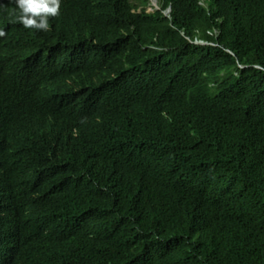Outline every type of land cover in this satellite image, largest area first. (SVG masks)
Instances as JSON below:
<instances>
[{
	"label": "trees",
	"instance_id": "trees-1",
	"mask_svg": "<svg viewBox=\"0 0 264 264\" xmlns=\"http://www.w3.org/2000/svg\"><path fill=\"white\" fill-rule=\"evenodd\" d=\"M231 1L217 3L227 21L212 35L195 0H176L172 19L127 7L101 20L103 36L86 44L89 60L69 61L73 85L104 87L110 96L130 91L134 111L113 125L120 133L113 146L97 150L78 128L73 148L37 171L23 168L26 179L0 177V251L24 264H112L82 244L97 222L78 213L70 183L73 171L100 157L130 182L107 214L159 206L175 222L179 212L192 215L189 207L207 212L198 232L185 228L154 251L157 264H264V0ZM31 49L19 27L0 38L2 112L38 69ZM150 105L170 114L169 133L146 127ZM64 202L60 219L43 232L48 211ZM16 218L24 222L17 233L9 230Z\"/></svg>",
	"mask_w": 264,
	"mask_h": 264
},
{
	"label": "clouds",
	"instance_id": "clouds-1",
	"mask_svg": "<svg viewBox=\"0 0 264 264\" xmlns=\"http://www.w3.org/2000/svg\"><path fill=\"white\" fill-rule=\"evenodd\" d=\"M176 0H0V38L19 27L26 32L32 49L28 58L37 66L22 86L14 105L0 111V177L15 182V175L27 178L22 169L37 171L65 147L73 148L78 128L86 129L97 150L115 145L120 138L113 125L128 119L133 111L130 91L112 94L104 87L87 83L73 85L69 61L84 64L89 58L96 36H103L100 22L130 7L135 14L160 15L172 19ZM220 0H195L192 7L206 21L205 32L223 28L227 21L217 6ZM232 7V1L229 0ZM237 13L242 12L236 11ZM211 27V28H210ZM186 38L195 44H216L207 39ZM87 42V43H86ZM240 67H244L240 64ZM3 68L0 69V74ZM6 125V126H2ZM145 125L151 131H171V116L153 105L145 110ZM77 129V130H76ZM100 134V136H97ZM1 181V180H0ZM73 202L79 214L92 213L97 223L82 242L88 251L105 253L112 264H157L154 251L187 228L196 233L204 227V209L189 207L187 216L179 212L171 222L159 206L107 214L119 194L130 188V182L117 168L100 157H94L70 175ZM218 186V185H217ZM217 186H214L215 188ZM212 187V189H214ZM231 201V200H230ZM229 201V202H230ZM228 202V203H229ZM65 203L49 211L46 228L60 219ZM226 203L224 207L228 204ZM223 207V208H224ZM47 215V214H46ZM24 222H9L11 232H20ZM6 264H24L9 250H1Z\"/></svg>",
	"mask_w": 264,
	"mask_h": 264
},
{
	"label": "water",
	"instance_id": "water-1",
	"mask_svg": "<svg viewBox=\"0 0 264 264\" xmlns=\"http://www.w3.org/2000/svg\"><path fill=\"white\" fill-rule=\"evenodd\" d=\"M20 175H16V177H19Z\"/></svg>",
	"mask_w": 264,
	"mask_h": 264
},
{
	"label": "bare ground",
	"instance_id": "bare-ground-1",
	"mask_svg": "<svg viewBox=\"0 0 264 264\" xmlns=\"http://www.w3.org/2000/svg\"><path fill=\"white\" fill-rule=\"evenodd\" d=\"M2 126H6V125H2Z\"/></svg>",
	"mask_w": 264,
	"mask_h": 264
}]
</instances>
